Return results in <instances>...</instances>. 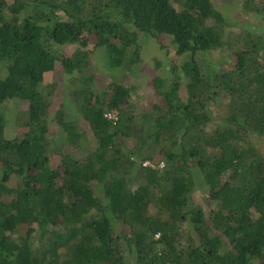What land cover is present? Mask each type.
Masks as SVG:
<instances>
[{
	"label": "trees",
	"instance_id": "16d2710c",
	"mask_svg": "<svg viewBox=\"0 0 264 264\" xmlns=\"http://www.w3.org/2000/svg\"><path fill=\"white\" fill-rule=\"evenodd\" d=\"M217 2L0 0V264H128L129 254L139 264H261L264 30L245 29L227 71L217 60L203 71L198 54L231 43L235 22ZM147 36L162 46L170 39L178 56L172 77H154L151 105L135 111L116 71L141 59ZM92 37L107 47L111 92L85 84L90 49L70 56L54 46ZM58 65L72 85L76 77L87 85L74 88L77 119L53 106ZM223 91L230 98L219 102ZM13 98L8 126L3 104ZM77 128L94 140L81 155L72 152ZM54 130L74 143L57 167ZM198 191L205 197L196 203Z\"/></svg>",
	"mask_w": 264,
	"mask_h": 264
},
{
	"label": "rangeland",
	"instance_id": "374dc122",
	"mask_svg": "<svg viewBox=\"0 0 264 264\" xmlns=\"http://www.w3.org/2000/svg\"><path fill=\"white\" fill-rule=\"evenodd\" d=\"M217 1L219 7H222V9H224V11L226 12L229 20L235 22L228 28L231 43L230 45L225 44L223 47L217 50H210L206 53H200L198 54L197 58L202 66L203 71L211 69L213 66L212 61L217 60V68L220 69V71L222 70L223 72H225L229 69V66L233 64V61L235 63L234 56H237L236 51L241 49L240 41L242 39L240 38L245 36V29L247 28L249 30L252 29L255 31L264 30V10H256V7L264 6V0H256L257 4H254V1L252 2L251 0H249V5L247 4L248 0ZM175 4L178 9H181V5L179 3L175 2ZM133 28L135 29V26L131 27V29ZM139 35L142 38L143 34L141 30H139ZM92 38L93 39L90 40L88 39V46H83L79 43H70L66 45L55 44L54 46L55 48L60 50V52H64L70 56L77 55V52L79 51L82 52L90 49L91 52L88 54L89 67H85L81 72L86 75L93 74V79L92 81H90V84L87 83V81L85 84L94 86V88H96V92H111V80L109 79L110 73H106L104 71L105 67L103 66L104 63H107V47L100 46L96 48L94 46V37ZM238 38L240 39L239 43H235ZM144 40L145 42L143 43L141 59L131 66L127 74L123 70L116 71L117 77L121 78V81L124 82L127 87H130V98L132 103L134 104L133 108L135 111H139L142 108L151 105L152 100H154L156 96L152 88V81L154 77L156 75L172 77V61H175L174 58L178 56L175 53V48L172 41L168 38H166V40L164 41V43L167 44L165 46H162L157 39L151 36H147ZM182 59L183 56H181L179 60L182 61ZM49 78L51 82L56 81L55 91L52 95V97L54 98L53 106L58 108L60 107L61 103H63L65 115L69 120L77 119L79 116H81L80 108L78 105L79 102L76 101V95L74 92V88H78L83 85H81L80 81L78 82V77H76L77 79L75 85H72L73 83L70 81L73 77L71 76V78L68 79V75L64 72L63 66L58 65L57 69L50 74ZM85 84L83 85V88L87 86H85ZM222 98H225L224 100H228L230 98V95L226 91H223L220 95H218L217 99H220V102ZM219 102L216 103L219 105L220 110L224 111L225 106L221 105ZM211 103L212 102H210V104ZM18 106L19 100L17 98L10 99L3 104V107L6 109V115L9 119L8 126H12V121L14 119L15 111ZM115 112L116 114H118V111L115 110ZM78 123L77 126L79 127L80 123ZM218 124V119L214 118L207 124V129H213L218 126ZM80 129L81 128H79L78 130ZM82 130L83 129H81L80 131ZM82 132V136L79 138L81 143H76L79 144V149L75 148L72 151L75 155L86 153L89 146L94 142L92 134L89 131L87 132L83 130ZM9 133H14V130L10 128ZM49 139L51 140L48 152L50 156L49 163L51 164V166L57 167L61 162L62 153L67 151L69 147L71 148L74 143L70 145H68V143H65L64 140L60 137L58 131L52 132V134H50L49 136ZM151 163V161L146 160L144 164L146 165ZM194 197L196 203L203 202L205 194H202L200 191H198ZM116 229L118 230V232L121 231L119 230L120 226L118 224L116 225ZM155 246L157 250H160L162 244L156 243ZM127 260L129 262L128 264H139L133 254H129ZM260 263L264 264V259L260 260Z\"/></svg>",
	"mask_w": 264,
	"mask_h": 264
},
{
	"label": "built area",
	"instance_id": "2783aa9c",
	"mask_svg": "<svg viewBox=\"0 0 264 264\" xmlns=\"http://www.w3.org/2000/svg\"><path fill=\"white\" fill-rule=\"evenodd\" d=\"M106 115L112 119H118V114H116L115 110L107 111Z\"/></svg>",
	"mask_w": 264,
	"mask_h": 264
},
{
	"label": "clouds",
	"instance_id": "9594fccd",
	"mask_svg": "<svg viewBox=\"0 0 264 264\" xmlns=\"http://www.w3.org/2000/svg\"><path fill=\"white\" fill-rule=\"evenodd\" d=\"M155 237L158 238L159 237V233H157Z\"/></svg>",
	"mask_w": 264,
	"mask_h": 264
}]
</instances>
